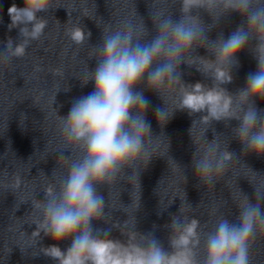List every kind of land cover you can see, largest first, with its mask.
Segmentation results:
<instances>
[{"label":"clouds","instance_id":"9594fccd","mask_svg":"<svg viewBox=\"0 0 264 264\" xmlns=\"http://www.w3.org/2000/svg\"><path fill=\"white\" fill-rule=\"evenodd\" d=\"M199 0H185L187 6L198 3ZM252 0H237L230 6L245 15L249 11ZM48 0H24V6L12 4L8 8L11 23L9 27L26 24L36 20V13L44 10ZM249 31L255 32L260 39H264V5L261 0H255V8L248 16ZM45 23L34 24L29 33L21 28V34L39 38ZM161 34L150 44H138L135 48L130 45V37L116 33L105 39L103 60L95 71V92L80 99L71 109L68 116V126L75 138L87 135V160L81 167L72 170L69 185L65 193L62 206L50 204L47 208L45 226L56 241L68 236L73 240L67 255L58 247L48 249L53 257H62L61 264H166L165 258L159 250L150 253H119L117 245L111 241L93 240L88 234L89 222L101 214L102 197L95 195L91 186L92 181L102 182L110 178L120 166L135 161L141 150L142 137L148 125L144 120L134 121L132 134L125 132V126L131 119L130 111L135 108L141 114L147 103L142 94H134L132 89L148 73L153 62L167 53L170 62L156 68L149 76V86L159 90L164 86L167 73L171 70V62L175 61L180 52L189 50L196 40L197 32L183 22L173 24L170 20L161 24ZM76 43L85 39L80 28L70 33ZM247 33L237 30L227 40L218 43L219 62H230L243 48ZM10 44V42H9ZM259 71L249 75L246 95L252 98L264 99V46L260 49ZM15 55L24 54V45L15 49ZM216 79L223 82L230 81L231 76L222 69H217ZM231 97L223 89L212 88L204 90L200 83L193 87V91L185 92L182 106L192 111L207 109L209 114L220 119L228 114ZM159 111V110H158ZM257 113L249 111L244 117L241 129L242 139L248 138L255 126ZM251 151L264 154V126L259 133L251 135L249 140ZM226 158H228L226 156ZM207 174L211 166L207 162L198 165ZM210 180V177H207ZM240 225H230L227 221L221 223L214 239L211 240L208 254L209 264H249L248 249L250 240L254 236V226L257 222L264 224V214L259 206H246L240 214ZM195 224V222H193ZM192 229H189L191 233ZM186 243V240L183 241ZM167 264H190L186 258L177 255Z\"/></svg>","mask_w":264,"mask_h":264}]
</instances>
